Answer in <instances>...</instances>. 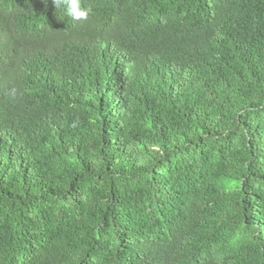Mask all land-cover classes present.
Listing matches in <instances>:
<instances>
[{
	"label": "trees",
	"instance_id": "trees-1",
	"mask_svg": "<svg viewBox=\"0 0 264 264\" xmlns=\"http://www.w3.org/2000/svg\"><path fill=\"white\" fill-rule=\"evenodd\" d=\"M0 0V264H264V0Z\"/></svg>",
	"mask_w": 264,
	"mask_h": 264
},
{
	"label": "clouds",
	"instance_id": "clouds-1",
	"mask_svg": "<svg viewBox=\"0 0 264 264\" xmlns=\"http://www.w3.org/2000/svg\"><path fill=\"white\" fill-rule=\"evenodd\" d=\"M52 4L55 8H63L73 21L87 20L91 12V8L82 6V0H52Z\"/></svg>",
	"mask_w": 264,
	"mask_h": 264
}]
</instances>
